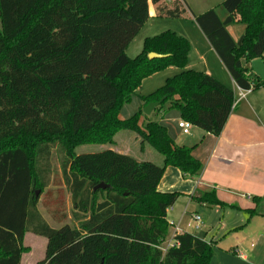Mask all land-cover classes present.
I'll return each mask as SVG.
<instances>
[{"label":"trees","instance_id":"trees-1","mask_svg":"<svg viewBox=\"0 0 264 264\" xmlns=\"http://www.w3.org/2000/svg\"><path fill=\"white\" fill-rule=\"evenodd\" d=\"M64 1L0 0V264H21L30 251L24 244L29 231L47 239L45 258L37 264H210L213 241L188 232L175 235L163 250L171 227L167 211L180 193L161 192L158 184L168 166L196 178L202 163L164 124L148 120L143 108L162 100L155 110L169 103L167 111L219 135L232 112L234 91L186 68L191 45L174 31L147 37L135 57L127 54L149 19L150 3L160 0H80L81 15L68 8L69 22ZM222 6L225 20L211 8L193 14L194 21L236 85L259 89L264 81L249 64L264 60V0H223ZM49 16L58 31L47 42L30 39ZM232 23L246 25L238 41L227 30ZM23 43H29L26 59L15 52ZM54 45L50 54H41ZM152 52L164 57L150 58ZM168 67L180 71L141 95L139 109L122 119V107L143 80ZM121 130L135 132L142 147L148 144L162 155V165L111 149L76 154L82 144H112ZM54 144L62 181L52 188ZM62 182L71 195L73 224L53 228L38 207L37 192L54 199L50 214L60 223L66 219L59 212L65 205ZM102 182L108 187L95 189ZM194 197L226 205L212 188H199ZM261 199L253 197L256 206L249 215L262 212Z\"/></svg>","mask_w":264,"mask_h":264},{"label":"crops","instance_id":"crops-1","mask_svg":"<svg viewBox=\"0 0 264 264\" xmlns=\"http://www.w3.org/2000/svg\"><path fill=\"white\" fill-rule=\"evenodd\" d=\"M222 2L223 0L151 2L149 19L140 29V31L146 30L132 48L135 53L128 52L131 42L126 50L127 54L130 57L131 54H137L142 50L143 42L147 37L164 30L159 29L161 26H169V30L187 38L190 42L186 68L205 72L235 90L237 86L235 81L193 18V14H201L215 8L219 18L225 20L228 13ZM164 19L174 22L167 25L161 22ZM227 30L232 38L238 41L244 34L246 25L232 23L227 26ZM55 31H58V25L49 16L30 39L37 43L47 42L49 35ZM166 69L168 76L180 71L176 67ZM150 90L153 89L148 86V91ZM165 106L168 107L169 103ZM165 106L157 110L161 114L159 122L167 127L169 134L178 145L193 148L192 154L202 163V170L196 178H190L185 177L177 167L168 166L165 169L158 190L179 192L180 196L167 211V219L172 226L163 246L167 247V243L175 235L188 232L206 241H213L215 255L210 264H255L252 260H255V255L262 249L261 240L264 238V230L255 227L259 224V221L255 220L257 217L263 219L264 226V86L251 90L232 108L219 135L207 133L196 126H192L190 134H184L178 126V122L182 119L179 112L167 111ZM155 111L153 110L151 114ZM144 115L151 120L150 115ZM146 147L144 145L141 152L152 154ZM153 162L162 165L163 158L160 159L161 163ZM199 188L215 189L219 200L226 205L211 206L199 202L194 197V193ZM253 197L262 198L263 208L262 212L249 215L247 210L256 206ZM194 216H198L199 219H194ZM238 230L255 241L251 244L252 250L248 249L243 237L238 236ZM222 239L229 240L227 248L220 245ZM24 256L25 254L22 256L21 264ZM44 258L45 256L42 259Z\"/></svg>","mask_w":264,"mask_h":264},{"label":"rangeland","instance_id":"rangeland-1","mask_svg":"<svg viewBox=\"0 0 264 264\" xmlns=\"http://www.w3.org/2000/svg\"><path fill=\"white\" fill-rule=\"evenodd\" d=\"M64 2H65L64 3V5H65L66 0ZM67 2H68V6H66V8H65L66 11L68 8H75L77 11V15L79 14V16H80L81 11H82L81 10L82 4H81L80 0H67ZM66 11H65V13L68 14L67 19H69L68 20V22H69L70 19L72 18V15L70 13H68V11L67 12ZM165 20H167V19H164V21H161V22H164L167 25H171V23L174 22L173 20H167V21H165ZM165 27H168V28L165 29ZM159 29H164V30H159L160 32H158L157 34L163 32V31L169 30L170 28H169V26H161V28H159ZM145 30L146 29H142V31H140V33L137 35V37L135 36V38L132 40V43H131L130 47L128 48L129 53H135L132 51V48L134 47L136 40H138L140 38V36H142V34ZM27 46H29V43H23L15 49V52L17 54H19V57L21 59L27 58V55H26ZM55 47H56V45H54V47H48V50L45 51L44 53H41V54L43 56H46V54H50L51 50ZM23 54H25V55H23ZM137 54H131L132 55L131 57H135ZM41 58H42V56H41ZM167 72H168V70L164 69V70L157 72L154 75L149 76L143 80L141 87L138 89L137 93L135 95H133L132 100L129 103H126L122 107V109H121V118L122 119H127V118L131 117L139 109V106L141 105V98H140L141 95L145 96V95L152 93L153 91L157 90L159 87L163 86L169 77L174 76V75L168 76ZM149 83L151 85H148ZM148 86H150L153 90L148 91ZM232 90H234V88ZM166 110H167V107H166ZM168 111H170V110H168ZM160 116H161V114L159 113V111L156 110L153 114H150L149 118L151 119V121H160V118H161ZM142 122H144V121H142ZM145 145L147 146L146 148L148 150H150V152H152L153 155L150 153L144 154L141 152V149H142L141 138L135 132H132L130 130H121L115 135L114 142L112 144H110V143H107V144H82V145H79L76 147L75 152H76V154H87V153H96V152H101V151H104L107 149H111V150H114V151H117V152H120L123 154L130 155V156H132L138 160L142 159L140 161H151V162H153V161L158 162L159 161L158 163H161L160 159H162V155H160L156 150H154L148 144H145ZM52 148H53L52 149L53 155H52V159H51L52 174H51L50 184H51V187L53 188V186H52L53 183L55 184V183L62 181V172H61L60 157H59L58 152H57V144H54L52 146ZM153 163H155V162H153ZM158 165H160V164H158ZM61 187L64 188L63 190H64L65 205L59 210V212L61 214H64L66 216V219H64L60 223L54 221L52 215L50 214L51 213L50 210L55 209V205L53 204L54 199L48 198V195H46L45 193L41 195L38 192V194H39L38 196L40 197V202H39L38 207H39L42 215L46 219V221L53 228H59L61 225L65 224V223L73 224V221L71 218V215L73 212V203L71 200V195L69 194V192L65 188V185L63 182L61 183ZM55 188H58V187H55ZM56 196L57 195H55L54 198H56ZM45 203L47 204V206H50V207L49 208L45 207ZM255 220L259 221V224H257V226H255V227H257L258 230L261 228V230L263 231L264 230V226L262 225L263 219L257 217V219H255ZM237 233L239 234L238 235L239 237H243L244 241H246V243L248 245V249L252 250L253 247L251 244L255 243V241H252L245 233H242V231H239ZM208 238H210V237H208ZM262 240H261V248L262 249H260V251L257 253V255H255V260L254 259L252 260L255 264H264V238ZM228 242H229V240L225 241L224 239H222V242L220 240V245L224 248H227ZM24 244L30 248V251L25 254L24 259H23V264H35L37 261L41 260L45 256L46 245H47V239L45 237L39 236V235L34 234V233L29 231L25 234Z\"/></svg>","mask_w":264,"mask_h":264},{"label":"water","instance_id":"water-1","mask_svg":"<svg viewBox=\"0 0 264 264\" xmlns=\"http://www.w3.org/2000/svg\"><path fill=\"white\" fill-rule=\"evenodd\" d=\"M149 57L150 58H159V57H164V55L152 52L149 54ZM250 68L252 69V71L256 75H258L264 81V60L263 59L253 60L250 63ZM161 102H162V100L159 102L149 103L147 106H145L143 108V113L146 115H150L152 113V111L155 110V108L160 105ZM106 187H108V185L102 182V183L98 184L95 187V189L106 188ZM37 195H38V192H37Z\"/></svg>","mask_w":264,"mask_h":264},{"label":"built area","instance_id":"built-area-1","mask_svg":"<svg viewBox=\"0 0 264 264\" xmlns=\"http://www.w3.org/2000/svg\"><path fill=\"white\" fill-rule=\"evenodd\" d=\"M249 92H251V89H244V88L237 85L235 90H234V101H233L232 108L235 107L242 99H244ZM178 126L184 134H190L191 133L192 124L190 122H188L184 119H181L178 122ZM194 219L198 220L199 217L194 216ZM170 225L172 226L171 223H170ZM171 245H173V239L170 240V242L167 243L166 246L169 247ZM167 247H164L163 250H166Z\"/></svg>","mask_w":264,"mask_h":264}]
</instances>
